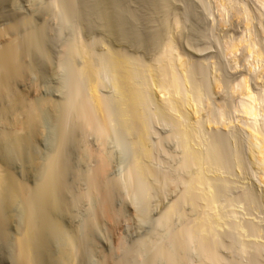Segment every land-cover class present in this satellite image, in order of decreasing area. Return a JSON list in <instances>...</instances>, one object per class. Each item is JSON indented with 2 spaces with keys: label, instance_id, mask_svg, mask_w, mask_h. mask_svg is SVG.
Here are the masks:
<instances>
[{
  "label": "rangeland",
  "instance_id": "1",
  "mask_svg": "<svg viewBox=\"0 0 264 264\" xmlns=\"http://www.w3.org/2000/svg\"><path fill=\"white\" fill-rule=\"evenodd\" d=\"M0 1L1 29L7 28L9 25H11V23L15 24V21H19V19L23 20L25 18V21L28 18H32L30 21H34L33 26H38L37 28L33 29L39 28L40 30L42 27H44L42 28V33L44 32V29L46 30V33H44L43 37V43H45V41L46 43L44 44L43 48L44 50L46 49L45 51H47L48 54L46 53L47 56H44L45 53H43V58H41L42 56L40 54H37V56L34 55L36 58L33 56V61L36 66L34 67L35 70L38 71V69L40 68L38 72L36 71V73H39L40 75L38 74V76L41 77L38 79L36 73L34 75L36 76L38 81L40 80L39 87L48 92L52 93V91L50 90H53L60 85L59 80L62 79L63 76H65V74L67 73H65V71H67L66 69L69 68L67 67L68 63L74 65L71 67H80L82 65V58H77V60H74L73 62L67 60L68 63L66 64L65 62L66 68L60 67L61 69H63L62 72L64 71V75H62V73H60L57 69L59 68L58 66L61 65V62L64 63V61H66L64 59H61L65 58V48H67L69 44L79 47L83 42V44L86 43L90 47L93 53L95 52V55H100L107 51L108 48H111L115 50L126 51L130 55H134V57L141 58V61L143 60L145 61V63H151L160 53V50L164 43L166 44L168 41H174L176 44L178 43V46L176 45L177 47H179L178 50L180 49L179 51H181V53L186 56L187 60L190 59L188 61L192 63L193 68L195 67V72L198 73L196 74V78L199 81V90L201 89L200 93L202 95V98L204 97L203 101L205 100V106H202L203 110L201 112V115L202 117H206L207 114V116H209V118L211 119L213 118L212 120H214L215 124H217L213 125L211 129L214 130V134L216 133L217 135V137H214L217 138V142H219H216L218 146L221 147L219 149L223 150L221 154V156H223V161L221 163L224 162V166H221L223 164L220 165L223 169H221L219 166V169L217 171L216 169L218 167H214L216 169L213 168V170L211 169L212 171L208 170L205 173H208L209 175L206 174V177L204 176L206 182L208 179L207 175L208 177L210 176L209 180L212 183L208 180V186L205 183L204 188L206 189V191L207 189L210 191L211 188V191L209 192V195L210 193L211 195L207 196L209 198L213 197V200L211 199V202H215L213 204H216V208L213 206L215 208L214 210V208L211 207V211V209L209 208L210 206H207V209V207H203L205 205L201 204L202 201L198 203L195 201L193 196L192 198H190L191 196H188L187 193H184L188 192L189 194V190L187 189V187L189 185V182L198 175L199 166H190L189 164V166L184 165L187 164L185 161L186 145L183 144L185 142L180 138L179 135H177V129L174 123L171 121L172 118L169 119L167 116L165 117L163 115L157 114V110L155 109H157V107L160 105V102L157 99V95L154 93V104L151 107L153 112L149 121V144L147 146L150 148L149 152L151 155L149 159L147 158L148 160L146 159L147 161L145 160V164H147L148 168L151 171V173L148 172L150 175H146L145 178L142 176H137L136 180L133 178L134 182L131 179V168H133V163L135 162L136 158V147L134 146L135 140L132 139L133 137L128 135L122 129V126L119 124L120 121L114 123V134L112 138L108 140L106 145H104V147L106 148L103 147L108 157H111H109L110 164L107 180H109V182H112L110 184L112 185L113 189L115 188V207L121 214L122 227L120 229V233L124 242V248L122 249L124 251L121 250V252L117 253V256L116 254H114L116 262H124L122 264H167L165 260L163 261V259V262L159 260V258L156 259L158 251L163 247H167L171 250L174 249L173 251H175L176 257L179 256L177 264H264V201L259 194L260 190L257 178L255 177L252 171V167L250 166V162L248 161L245 149L246 141L244 134L242 133L243 130H241L242 123L240 124L239 121L242 115H239L237 108L239 106V99L236 94L238 95V93L237 90H235L237 84L246 79L245 82H248V87L250 88L251 92L254 93L257 99L260 100L259 103L261 104V108L264 107V103L262 102L264 100V67L261 66L260 68L258 65H255V62H253V58H251L252 56L249 55V50H247L249 49V46L247 44H249V42L251 43L252 41V43H256L259 49L264 52V33L262 31L264 28V24L260 23L262 17H259L261 15L259 13L260 11H258L257 8V6L260 7L258 0H229L231 1V3H229L231 5H229V7L226 6L227 11L225 9L224 11H222L223 9H220L218 0H121L124 13L127 15L129 31L132 35L131 40L128 43L120 42L115 36L112 35V33L108 32V29L101 16L103 13V5H101L102 3L100 2V0H74L75 3L71 0H39L34 4V0H32V3L30 0ZM256 1L258 2V4ZM71 2L73 3V5ZM74 6L76 7L74 8ZM241 8L242 11L247 10V16L242 15L245 12H239V9L241 11ZM259 9H261V7ZM248 11L250 13L249 15ZM250 15L252 19L250 18ZM24 21L19 22L24 23ZM19 22L18 24H20ZM24 25L25 26H21L20 28L26 30L27 26L26 24ZM28 25H31V27H33L32 24ZM28 28L29 27H27V29ZM228 35H232L235 40L242 41V44H240L236 53L234 54L230 53L226 44V38ZM157 39L162 40L158 41ZM30 59L32 60V58ZM25 61L28 62L29 60L26 59ZM35 61L37 63H35ZM49 62L50 64H48ZM57 63L60 65H58ZM57 71L59 74L57 73ZM57 74L59 75V77L61 74L60 79L57 77ZM34 76H28V78L24 77V80H21L23 78L17 80L18 83L15 82L14 87L16 89L15 91L22 92L29 97L32 96L33 89L30 88H33L34 83L38 82L37 79L35 81ZM215 76H217L216 78H218V84L213 86L212 81H214L213 78ZM25 80L28 81L26 82ZM104 80L106 81H104L105 85L102 93L113 98L115 94L111 82L112 79L109 75H105ZM43 82L48 84L46 86V84L44 83V86H46V88L43 86ZM49 87H51L52 89H50ZM46 91V95L48 94L47 97H54L59 101V96L56 95L57 93L54 94L53 92L52 94H50ZM53 91L56 92L55 89ZM60 99V102H62V98ZM263 110L261 109L262 117H264ZM262 117L260 120L261 122L263 120V124L264 118ZM69 122L72 123L70 119ZM69 122L67 126L69 125V127L71 128L72 124L70 126ZM263 128L264 127L262 126V129ZM1 129L3 130V128H0V131H2ZM66 130H64V132L67 133ZM71 131L72 130L70 129L68 133L69 135L71 133L73 134V139L71 138V135L69 136V138H67V135L66 138L68 139V142H66V144L69 146H64V151L66 150V153L64 152V160H66L68 163L66 161H64V163L67 169V172L65 173V180L67 179L66 185L68 186L67 189H70L69 192H71V194L69 193L70 195H68L67 193L66 198L69 203H72L70 206V210L67 213L68 215H61L62 217L60 218L64 220V224L67 226L66 228L70 229L71 231L75 230L76 232H78L81 239L80 248H78L79 250H77L78 258H80V260L76 258L72 260L71 264H83V262L86 261L84 259L86 257H88L87 259L90 260L87 262L88 264H97V260L99 258L97 259L96 255V257L94 256V258H90L89 252H91L92 248L94 250V248L96 247L103 252L105 251L104 253H107L106 255H108L109 253L112 254L114 251V240L108 237L107 229L106 227H104L105 225L101 224L103 226L101 227V229H98V233L100 234H98L97 232H92V234L90 233L91 235L89 234V228L87 229L89 224L88 222L90 221V218L95 215L94 213L96 211L94 212L93 209L97 207V199H94L96 202L92 200L90 201L88 199H83L86 198L83 197V195L88 191V189L90 190V187L88 185V178L90 175H92V173L98 166L97 158H95L94 156H90L91 154L87 152L90 147V150L99 151L101 149V143L98 141V138L94 134L89 133L88 135H83V133H81L83 136L82 138V136L80 137L81 134L78 131V134L76 132L77 135L74 131ZM202 133L203 134L201 135V137L203 140L196 139L197 141L195 140V143H192L193 147L195 146V148L197 147V149L200 147L198 149L200 151L204 149L203 143H205L207 140L206 133ZM84 136L86 139L84 138ZM77 141L79 144L76 143ZM200 141H203V143H201ZM98 143L100 145H98ZM39 144L37 148V150L39 149V152L37 153L41 154L42 152L48 154L50 148L45 144V146L42 145L43 143L40 145ZM200 145L202 146V148ZM85 153H87V156ZM46 154L43 155H45L46 157ZM27 155L26 156L30 158L29 156H31V153H28ZM32 157L30 158V162L31 159L32 161L34 160V167L32 170L35 171L37 163L41 164V160L39 159L43 158V156L40 155L41 158L38 157L39 161L36 160L35 156L34 159ZM237 157H239L243 161L242 166L244 165V167H242L241 170L236 167L235 164ZM13 158L14 157H11V160ZM19 158L15 157L14 159L16 161L13 159L12 161L8 160L5 163L0 158V163L3 162L4 164L1 163L2 165H7L6 167L3 166L4 169L7 168L10 170L7 171L6 169V174L12 173L10 176H14L13 178H16L15 180H18L19 183L20 181H22L23 183H25V185L27 184V186H32L33 189L37 188V186L40 184L37 183L39 177H35L37 178V180L33 177L34 175L32 174L35 173L31 170L32 163L30 164V162L28 161L29 159H25V156L24 160L26 162L23 161V159ZM227 159L230 161H227ZM224 160H226L228 163H225ZM9 161V165L11 166L7 164ZM42 161L44 162V160ZM183 161H185V163ZM1 164L0 168L2 167ZM30 165L31 167L29 168ZM194 167L195 169H193ZM3 168L1 170H3ZM29 169L31 171V174L29 173L30 171L27 172V170ZM199 169L201 168L199 167ZM129 171L131 176L128 175ZM128 176H130L131 178L129 179ZM85 177L87 178V180ZM212 178L215 180H213ZM187 179L190 180L187 181ZM35 182L37 183V186H35ZM161 182L163 183L162 185ZM206 186L209 188H206ZM214 186L216 187L214 188ZM205 194H208V191L207 193L205 192ZM81 195L83 200L80 197ZM76 199L77 201L79 199L81 200H79L77 203ZM183 200H185L186 202H184ZM199 204L201 206H199ZM174 206L177 207L178 211L171 215L170 221L167 218V215L164 214H167L168 210ZM214 212H216L217 214ZM69 213L71 215H69ZM206 217L210 224L212 222L211 227L214 226V228H211L212 231H210V235L207 233L208 236H205L206 240H210V243L207 240L208 245H210L208 247H210L211 249L212 246L213 254L217 257V259H215V257L211 261L206 260L207 258L209 259V257L207 256L206 251L203 247V235L200 232H197L199 223L203 218L206 219ZM212 218L215 220H212ZM185 224L187 226H185ZM101 225L99 224L98 228H100ZM186 228H188L187 230L194 229L193 232L195 233L187 238L188 241H186V247L184 246L185 248L183 247V250L182 247L181 249H179L178 246L174 247L175 245L172 241H174L175 235L177 236V233L183 231V229ZM10 230V235L12 236V238H14L15 234L13 233L15 232L12 229ZM211 232L214 233L212 234ZM87 237H89V240ZM84 240L86 243L84 242ZM86 240L88 242L91 240L89 242L91 248L87 244L88 242ZM55 241L56 240L53 241L52 239H50L49 242L47 241L49 244L48 252L46 250V253H44L43 251L39 253V255L43 257L41 263L51 264L50 259L53 258L52 254L54 255V258L55 256H59L62 244L60 248L56 243L59 241ZM98 241L100 244L98 243ZM58 244H60V242ZM170 245L173 247L171 248ZM200 245H202L201 249ZM87 246L88 248H84ZM190 247L192 249L191 252ZM1 248L0 251L3 253V250ZM185 249H188L187 253ZM50 250L52 252H50ZM87 251L89 255H86ZM84 252L86 253L82 254ZM177 252H179L180 254ZM40 256L39 258L41 261ZM154 257L155 259H153ZM204 257H206V259ZM47 258L49 260H47ZM76 260L79 261L76 262ZM155 260L159 261L157 262ZM4 263H6V261L2 260L1 264Z\"/></svg>",
  "mask_w": 264,
  "mask_h": 264
},
{
  "label": "bare ground",
  "instance_id": "2",
  "mask_svg": "<svg viewBox=\"0 0 264 264\" xmlns=\"http://www.w3.org/2000/svg\"><path fill=\"white\" fill-rule=\"evenodd\" d=\"M30 1L32 3V0ZM37 1L39 0H34L33 4L35 2L37 3ZM258 1L261 9H259L260 7L258 6L257 8L258 11H260L259 13L261 16L259 15L257 16H259L260 18L262 17L261 18L262 20L260 19L258 20L261 21L260 23L264 24V0H258ZM100 2L102 3L101 5H103L102 8L103 13L101 16L108 29V32L112 33V35L115 36L120 42L128 43L131 40L132 35L129 31L127 15L124 13L121 0H100ZM218 2L220 4L219 6L220 9H223L222 11H224V9L225 10L227 9L226 6L229 7V5H231L229 4L231 3V1L229 0H218ZM75 7L76 6H74V8ZM239 12L241 13L245 12L242 15L247 16L246 14L247 10L242 11L241 8V11L239 9ZM249 14L250 13L248 11V15ZM250 18L252 19L251 15ZM24 19L23 20L19 19V21H24ZM31 19L28 18L24 21V23L21 22L22 25L19 21H15V24L13 23L14 25L11 23V25H9L7 28L2 27L3 29H1L0 27V126H1L0 128H3V130L1 129L2 131H0L1 134L0 158L4 161V163L7 162L8 160L12 161L15 157L17 158L21 157L19 159H23V161H25L24 160V156H25V159L26 158L27 160L29 159L28 160L29 162H30V158L33 155L36 157V160L39 159L38 157H40V155H42L44 158L45 155L43 154L46 153H42V152L41 154L37 153L39 152V149L37 150L39 142L40 144L43 143L42 145L45 144L46 146H48L50 148V151L46 148L49 151V153L47 152L48 154H46V157L44 159L40 157L41 159L39 160H41V164L37 163L36 165L37 167L35 166L36 167L35 171L32 170L34 167L33 165L34 160L32 161L31 159L30 162V164L32 163L31 170L34 171V173L36 174V176L35 174H32L34 175L33 177L35 178L38 176L39 177L38 181L41 178L39 182L37 181L38 184L40 183L38 186L37 183L35 182L36 183L35 186H37V188L34 189L32 188V186L30 187L28 185L29 186L28 187L27 184L25 185V183H23L22 181H20L19 183L18 180H15L16 178H13L14 176H10L12 173L6 174L7 168L4 169L3 166L6 167L7 165L6 164L2 165L1 163L3 162L0 163L2 165V167L0 168V246L2 248L1 247L0 248L3 250V253H5L3 254L0 251L1 253L0 264L2 263V260L6 261L7 264H44L41 263L43 257L40 256L39 253L42 251L46 253V250L48 252L49 250L48 242L50 239H52L53 241L54 240L59 241L60 244H58L59 242L55 241L57 245H59V247L62 244V248L60 247L61 252L59 256L58 257L55 256L54 258V255L52 254L53 258L50 259L51 264H71L72 260L78 258L77 250H79L78 248H80V243H81L79 233L76 232L75 230L71 231L70 229H67L66 228L67 226L64 224V220L60 218L62 216L68 215L67 213L69 212L72 203V202L69 203V201L66 198L67 193L68 195H70L71 192H69L70 189L68 190L67 189L68 186L66 185L67 179L65 180V173L67 172V169L64 163V161H66L64 160L65 159L64 152L66 151V150L64 151V146H69L66 144V142H68L67 138H69L70 135L71 138L73 137L72 133L70 135L68 133L70 129L74 131L75 134L77 131L80 134L83 133V135L84 134L88 135L89 133L94 134L98 138V141L101 143V149L99 151L90 150L91 147L89 150L87 148L88 150L87 153H90L91 154L90 156L92 157L94 156L95 158H97L98 166L96 167L92 175H90L88 178V185L90 187V190L88 189L89 192L87 191L86 192L87 194L85 193L83 195V197H86L83 199H88L90 201L91 200L95 201L97 199V207H95L94 209L92 208L94 212L96 211L95 213L92 211L95 215L91 217L92 219L90 218V221L88 222L89 224L87 229L89 228L88 231L89 234L90 233L92 234V232L98 233L99 232L98 229H101V227L105 225L104 227H106L107 229L108 237L114 240V245H113L114 251L112 254L109 253L108 255H106L107 253L105 254L104 253L105 251L103 252L102 250H99L95 247L96 249L94 248L93 250L92 248L91 252H89L90 258L91 257L94 258V256L96 255L97 259L99 258L97 260L98 263L96 262L97 264L124 263V262L120 263V261L116 262V259L114 258L115 257L114 254H116L117 256V253L121 252V250L124 248V242L120 233V229L122 227L121 214L118 211V209L115 207L116 206L115 197H114L115 188L113 189L112 185L110 184L112 182H109V180H107L109 164H110V159H109L110 156L108 157L107 153H105L104 148L106 147H104V145H106L108 140H110V138H112L114 134L113 132L114 123L120 121L119 124L122 126V129L128 135L132 136L133 137L132 139L135 140L134 146L136 147V158H135V162L133 163L134 166L133 168H131L132 178L130 177L131 175L129 171L128 174L130 175L128 176L129 179L131 178L134 182V179L136 180L137 176L139 177L142 176L145 178V176L149 174L148 172L151 173L147 164H145V160L147 158L149 159L151 155L149 152L150 148L147 146L149 144L148 142L149 141L148 138L150 135L149 121L153 112L151 107L154 104L153 101L154 93L157 95V99L160 102V105L157 107V109H155L157 110L156 111L157 114L163 115L165 117L167 116L169 119L172 118L171 121L174 123L177 129L176 130L178 133L177 135H179L180 138L185 142L183 144L186 145L185 161L187 164L184 165H188V164L190 166L195 165L201 168L199 169L198 167V172H199L198 175L195 176L194 179H192L189 182V185L187 187V189L189 190V194L188 192H184V193H187L188 196H191L190 198H192L193 196L195 201L198 203L202 201L201 204L205 205L203 207L206 208L207 206L208 207L210 206L209 208L212 211L211 207L213 206L215 207L216 204H213L215 203L214 201L211 202V199L213 200V197L209 198L207 196L209 195L211 188L210 191L207 189L208 194H205V192L207 193V191L204 188V186L205 183L208 186L209 183L208 180L210 179V176L208 177L209 174L205 172L211 169L213 170L214 167H218L217 169L214 168L218 171L219 166L221 164H223L221 166H224V162L221 163L223 161L222 158L223 156H221L223 150L219 149L221 147L218 146L217 143L219 142H217V138H215L217 137V135L216 133L214 134L215 131L211 129L213 125H217V124H215L214 120H212L213 118L212 119L209 118L207 114L206 117L204 116L202 117L201 115V112L203 110L202 106H205L204 105L205 100L203 101L204 97L202 98V95L200 93L201 89L199 90V83H198L199 81L196 78L197 77L196 74L198 73L195 72L194 69L195 67L193 68L192 63L188 61L190 59L187 60L186 56H184L181 53V51H179L180 49L178 50L179 48L177 47L178 43L176 44L174 41H170V42L165 41L167 43L166 44L164 43L163 46L161 45L162 48L160 50V53L151 63L148 62L145 63V61L143 60L141 61V58L134 57V55L132 56L126 51L108 48V50L105 51L104 53L102 54L99 53L100 55L97 54L95 55V52L93 53V51L86 43L83 44L84 42L82 43V45L80 44L81 46L79 47L69 44V46L65 48L66 59L61 58L66 61L63 60L64 63L63 62L60 63L59 61L61 65L57 63L58 65H60V66L57 65L59 68L56 67L58 71L62 73V75H64L63 74L64 71L62 72L63 69L61 68H66L65 65L68 63L67 60L73 62L74 60H77V58H82L83 63L80 67L79 66L71 67L74 65L68 63L67 67L69 68L66 69L67 71H65V73L66 72L67 73L65 74V76H63L62 79H60L61 74L59 77L58 75L59 73L57 71L58 73L57 77L60 79L59 81L61 83L59 82L60 85L57 86V88H54L56 92L53 91L54 89L50 90L52 89L51 87H49L50 88L49 90L52 91V93L54 92V94L57 93L56 95L59 96L58 97L59 101H58L57 98L47 97L48 94L46 95L45 93L46 90H43V88L39 87L40 80L38 81V79L41 76L39 77L38 76L39 73L38 74L36 73L37 70H35L34 68L36 66L33 61L34 60L33 56L34 55L37 56V54H40L42 56L41 58H43V53H45L44 56H47L46 55L47 51H45L46 49L44 50L43 48L44 44L46 43V41L45 43H43V37H44V33H46L45 32L46 30L44 29V32L42 33L43 31L42 28L44 27L41 28L40 26L39 27L41 28L40 29L41 31L39 30V28L33 29V28H37L38 26L37 27H35V25L33 26L34 21L33 22L30 21ZM18 22L20 24H18ZM24 24H26V26L29 28L27 29L26 27V30L20 28L21 26H25ZM28 24H32L33 27H31V25ZM262 31L264 33V28ZM226 39H227L226 44L230 53L231 54L236 53L238 47L240 46V44H242V41L235 40L232 35L231 36L228 35ZM251 43L249 42V44H247L249 46L248 47L249 49H247L250 52L249 55L252 56L251 58H253L254 60L253 62H255L254 63L255 65H258L260 68L261 66L264 67V52L261 49H259L256 43H252V44ZM30 58H32V60ZM26 59L29 61L28 62L25 61ZM35 63L37 62L35 61ZM48 64H50V62ZM35 73L38 79L36 78V76H34ZM105 75H109L112 79L111 82L115 94L113 98L107 96L106 94L104 95L102 93L105 85L104 81H106L104 80ZM28 76L31 77L34 76L35 81L36 79L38 81L34 83L33 88H30L33 89V93H32L33 95L30 97L26 94H23L22 92L19 91L16 92L15 91L16 89L14 88L15 82H17V80L21 78H23L21 80H24V77L28 78ZM216 77L217 76L213 78L214 79V81H212L213 86L218 84V80H217L218 78ZM245 80L238 83L237 86L235 85L236 86L235 90H237L238 93V95L236 94V96H238L239 99V103H238L239 106L237 108L239 115L240 114L242 115L241 117L242 122L241 119L239 121L240 124L242 123L241 130H243L242 133L244 134L246 141V144L245 143L244 144L246 145L245 149H246L248 161L250 162L252 171L255 177L257 178V182L259 184V190H260L259 194L261 195L264 201V128L262 129V126L264 127L263 125L264 123L262 124L263 120L262 122L260 120L262 117L261 109L263 110L264 107L261 108L260 106L261 104L259 103L260 100L257 99L254 93L251 92L250 88L248 87L249 84L247 81L246 83ZM44 83L45 82H43V86ZM47 85L48 84H46V86ZM46 86L44 87L46 88ZM48 93L52 94L51 92ZM52 98L57 100H54ZM60 98H62V102H60L61 100ZM262 102L264 103V100ZM69 119L70 121H72V123L69 122ZM68 122L70 123V126L72 124L71 128L69 127V125L67 126ZM64 130H66L68 134L64 132ZM202 132L206 133L207 143L206 142L203 143V141L202 142L200 141L201 143L204 144V149L200 151L198 150L200 147L198 146L199 148L197 149V147L196 148L195 146L193 147V144L195 143L196 139L203 140L201 137V135L203 134ZM81 136L82 134L80 135V137ZM76 143H78V141ZM98 145L100 144L98 143ZM28 153H31V156H29L30 158L27 157ZM87 153H85L86 156ZM34 156L32 157L33 159L35 158ZM11 157L14 158L11 160ZM42 160H44V162ZM10 161L7 163L8 165ZM185 161L183 162L185 163ZM224 161L226 163L227 161L230 160L227 159V161L226 160ZM242 162L243 161L239 157L236 158L235 164L236 167H238L240 170L242 169V167H244V165L242 166L243 164ZM31 165L29 166V168L31 167ZM221 166L220 168L223 169ZM2 168L5 171L1 170ZM193 169H195V167ZM7 171L10 170L7 169ZM28 171H30V169L27 170V172ZM29 173L31 174V171ZM206 174H208L207 175L208 179L206 178L208 183L204 179V176L206 177ZM35 179L37 180V178ZM189 180L187 179V181ZM162 184L163 183L161 182V185ZM207 186L206 188L210 187V185L209 187ZM215 187L216 186H214V188ZM80 197L82 199V195ZM78 201L76 199L77 203ZM183 201L186 202L185 200ZM199 206L201 205L199 204ZM176 211H178L177 207L174 206L171 207V209L168 210L167 214L164 215H167V218L170 220L171 215H173V213H175ZM69 215L71 214L69 213ZM212 220L215 219L212 218ZM99 224L100 225L103 224V225H101L100 228H98ZM211 224L206 217V219L203 218L201 220L199 226L197 227L198 229L197 232L198 233L200 232L203 235V239H204L203 247L204 250L206 251L207 256L209 257V259L208 258L206 259V257L204 258L210 261L216 257L213 254L212 246L211 249L210 247H208L210 246L207 243L208 239L206 240L205 238V236H208L210 231H212L211 228H214V226L211 227ZM185 226L187 225L185 224ZM10 229L14 230L15 232L13 233L15 234V236L13 235L14 238H12V236L10 235L11 233ZM187 229L188 228L183 229V231L177 233V236L175 235L174 241H172L175 245L174 247L178 246L179 249H181L182 247L183 250L186 241H188L187 238L189 236H192L193 233H195L193 232L194 229L191 228H190L191 230H187ZM87 238L89 240V237ZM209 241L210 240H208V242ZM89 242L87 243L88 245ZM187 246H188V242H187ZM172 247L173 246H171V248ZM201 247L202 245H200V249ZM84 248H88V246ZM98 248H102V247H98ZM173 250L174 249L171 250L170 248L168 249L167 247H163L158 251V253L156 252L157 253L156 259L159 258V260L161 261L163 259V261L165 260L167 264H177L179 256L176 257L175 251ZM185 250L187 253L188 249ZM191 250L192 249L190 247V252ZM50 252L52 251L50 250ZM85 253L86 252L82 254ZM89 254L87 251L86 255ZM39 256L41 257V261ZM87 258L88 257L84 258L86 261H84L83 264L84 263L88 264L87 262L90 260ZM78 259L80 260V258ZM153 259H155V257ZM215 259H217V257ZM47 260L49 259L47 258ZM79 260H76V262Z\"/></svg>",
  "mask_w": 264,
  "mask_h": 264
}]
</instances>
